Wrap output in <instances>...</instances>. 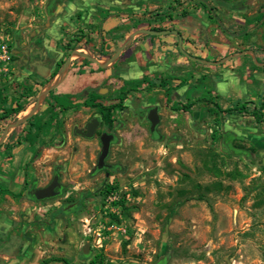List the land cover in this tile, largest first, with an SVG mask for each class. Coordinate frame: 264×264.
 I'll return each mask as SVG.
<instances>
[{
  "label": "rangeland",
  "instance_id": "374dc122",
  "mask_svg": "<svg viewBox=\"0 0 264 264\" xmlns=\"http://www.w3.org/2000/svg\"><path fill=\"white\" fill-rule=\"evenodd\" d=\"M120 93L95 172L108 127L74 130ZM263 101L264 0H0V264H264V117L213 109Z\"/></svg>",
  "mask_w": 264,
  "mask_h": 264
},
{
  "label": "water",
  "instance_id": "95a60500",
  "mask_svg": "<svg viewBox=\"0 0 264 264\" xmlns=\"http://www.w3.org/2000/svg\"><path fill=\"white\" fill-rule=\"evenodd\" d=\"M138 33L148 34V35H158V36L167 35V34L172 33V34L176 35L179 39L178 46H179L181 53L184 54L185 56H187L186 52H184V50L182 49V37L178 31H175V30H172V31L171 30L155 31L154 29L153 30L143 29V30H139ZM87 58L89 60L99 64L100 67L103 66L99 63L100 61L93 59L91 57H87ZM113 60H114V58L111 59L109 63L113 62ZM69 63H70V59L67 60L66 65ZM46 93L42 94L41 98L38 100V103L33 108L32 112L30 114H28L27 116H25L22 120H19L18 122H16V124L14 126H17L22 122H25L35 113L36 109L39 107V104H40L41 100H43V98L45 97ZM158 111H159L158 106L152 107L148 112L147 120L150 123V133L152 134V136H154V138H156V139H161V135L159 134L158 129H157V127L160 123ZM98 126H99V120L97 118H94L91 120V122L86 127V131L75 129L74 134L81 136L83 138H86V139H91L94 137L95 131L98 128ZM99 140L101 142V151H100V154H99L98 159H97L95 171H99V170H102L105 168L113 169L112 166H108L106 164L105 160L109 154L112 142H114L116 139H115L114 135L103 133L102 136H100ZM61 189H62V185L59 182V175L56 172L51 183L48 186L43 187V188L40 187V188H37L34 190L33 197L35 198V200L40 201V202L44 201V200L52 199V198L59 196L62 193ZM89 253H90L89 248L87 246V250L86 251L83 250V254L85 256H88ZM164 262L165 261L163 259V260H160L157 264H164Z\"/></svg>",
  "mask_w": 264,
  "mask_h": 264
},
{
  "label": "trees",
  "instance_id": "16d2710c",
  "mask_svg": "<svg viewBox=\"0 0 264 264\" xmlns=\"http://www.w3.org/2000/svg\"><path fill=\"white\" fill-rule=\"evenodd\" d=\"M209 11H211V9H209ZM182 14L185 15L187 14V11L186 10H183L182 11ZM157 17H169L171 18V14H158ZM153 86V85H152ZM160 86L161 87H166L167 84L165 82H160ZM126 95L125 94H122L120 93L119 94V104H115V105H103V104H100L98 102H95L96 101V98L92 97L90 98L91 100V106L92 107H96L97 108V112L98 114L100 115L104 125L108 126V127H112V124L114 122V118H113V110L116 107H122V102L124 101ZM183 109H189V106H186V105H182L181 106ZM214 112L216 114H222V115H239V116H251L254 118V120L256 121L257 124L261 123L263 121V117H264V101L260 104V107L259 108H254V109H251L248 107L247 104H241V105H235L233 107H230V108H226L225 110L222 109L218 104H215L214 105ZM4 114L1 116V119L2 118H9V117H13L15 115H17L19 112H22L25 110V105H22V104H19L17 103L16 106L14 108H6L4 109ZM34 124L32 122L29 123V126H28V132L26 130L24 134V136H20L19 139L16 140V142H6L4 144V147H8V148H11V147H14V146H17V145H21L23 142H26L29 140V137H30V134H31V131H32V128L34 127L33 126ZM111 190L112 188L107 186L106 189H105V193H111ZM34 198V197H33ZM35 199V198H34ZM198 200H203V197L200 196L198 198ZM125 211V212H124ZM123 212H124V215H127L128 212L126 210L125 207H123ZM51 262H63L65 264H69L67 260L65 259H61V258H53V259H50L49 261H45L43 262V264H48V263H51ZM104 256L103 255H97L93 260L90 261V264H104Z\"/></svg>",
  "mask_w": 264,
  "mask_h": 264
},
{
  "label": "flooded vegetation",
  "instance_id": "af4514ba",
  "mask_svg": "<svg viewBox=\"0 0 264 264\" xmlns=\"http://www.w3.org/2000/svg\"><path fill=\"white\" fill-rule=\"evenodd\" d=\"M93 119H94V118H93ZM97 119H98V118H97ZM98 120H99V119H98ZM90 122H91V120H90ZM90 122H88V123L86 124V126H85L84 129H79V130L86 131V127L88 126V124H89ZM101 122H103L102 119L99 120V126H98V128H100ZM107 127H108V126H107ZM98 128L96 129V131L98 130ZM76 129H78V128H76ZM96 131H95V134H96ZM103 133H107V134L114 135V134H112L111 132H109V127H108L107 129H105V130L103 131ZM103 133H102V134H103ZM102 134H101V136H102ZM94 136H95V135H94ZM114 137H115V139H116V136H115V135H114ZM99 138H100V136H99ZM161 138H162V137H161ZM115 141H116V140H115ZM115 141H114V142H115ZM99 142H100V140H99ZM114 142H112V144H113ZM100 144H101V142H100ZM112 144H111V145H112ZM107 165H108V164H107ZM108 166H109V165H108ZM112 167H113V166H112ZM105 169H111V168H105ZM56 172L58 173V169L55 171V173H56ZM95 172H96V171H95ZM54 175H55V174H54ZM58 175H59V173H58ZM53 177H54V176H53ZM52 179H53V178H52ZM59 182H60V180H59ZM50 183H51V182H50ZM50 183H49V184H50ZM49 184H48V185H49ZM60 184H61V183H60ZM48 185H47V186H48ZM45 187H46V186H45ZM61 192H62V189H61Z\"/></svg>",
  "mask_w": 264,
  "mask_h": 264
},
{
  "label": "crops",
  "instance_id": "0c3cea01",
  "mask_svg": "<svg viewBox=\"0 0 264 264\" xmlns=\"http://www.w3.org/2000/svg\"><path fill=\"white\" fill-rule=\"evenodd\" d=\"M178 42H179V39H178Z\"/></svg>",
  "mask_w": 264,
  "mask_h": 264
},
{
  "label": "bare ground",
  "instance_id": "6f19581e",
  "mask_svg": "<svg viewBox=\"0 0 264 264\" xmlns=\"http://www.w3.org/2000/svg\"><path fill=\"white\" fill-rule=\"evenodd\" d=\"M87 250V249H86Z\"/></svg>",
  "mask_w": 264,
  "mask_h": 264
}]
</instances>
